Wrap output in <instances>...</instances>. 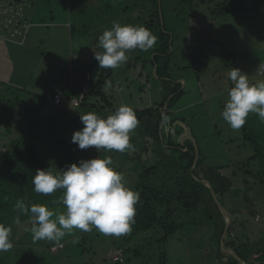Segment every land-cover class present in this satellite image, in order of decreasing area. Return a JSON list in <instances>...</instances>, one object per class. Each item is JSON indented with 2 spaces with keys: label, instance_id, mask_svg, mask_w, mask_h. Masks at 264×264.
<instances>
[{
  "label": "rangeland",
  "instance_id": "374dc122",
  "mask_svg": "<svg viewBox=\"0 0 264 264\" xmlns=\"http://www.w3.org/2000/svg\"><path fill=\"white\" fill-rule=\"evenodd\" d=\"M49 1L42 0L41 3L48 5ZM76 1L79 2L78 5ZM93 1L98 5L94 7V11L88 8V3L91 4ZM152 1L154 0H70V8L82 6V10L77 14V23L72 29L75 38L72 48L79 50V55L73 58L72 65L76 76L73 80L80 81L77 71L85 61L94 58L91 57V53L94 55L102 51L97 46L99 36L104 30L110 29L113 22L146 27L150 19L148 14L152 9ZM155 1L158 6L160 2L162 4L158 10L161 23L174 36L173 48H169L172 55L167 64L166 77L163 79L155 75V64L154 66L152 64V67L147 64L142 68L140 63L134 62L139 55V49L132 50L128 53V61L114 69L113 84L104 88L107 102L115 109L121 105L139 110L150 109L151 112L157 109L162 112L164 118V110L172 95L164 101L162 109L159 108L160 104L167 93L175 88L174 85L180 83L184 94L176 100L173 107L175 111L177 110L176 114L174 113L177 119L171 128L172 141L176 140L177 144H181L185 139L196 140L198 147L206 156L203 168L223 167L219 172L225 175L228 187L232 191L224 193L221 202L223 205L218 203L216 205L224 208L226 212L231 208L238 210L234 216L237 220L233 232L235 238L249 243L264 239V189L257 186L264 177V123L253 113L249 114L243 129H233L222 117L232 86L228 72L233 64H236L234 68L249 76L250 83L264 80V0H234L227 7H240L239 10L233 14L223 12L216 14L219 19H223L219 22L224 25L225 31L229 29L224 49L220 46L221 40L218 39L221 38L220 34L211 32V23L202 19L201 13L208 11L209 8L214 9L212 5H203L200 3L201 0ZM104 2L108 3L107 6L111 9L108 14H105L102 8L99 10L100 6L106 5ZM250 17H254L256 22L249 23ZM148 29H155L152 33L157 36L159 27L156 19ZM58 33L59 37L66 40V30ZM241 39H249L247 43L251 48L254 47L256 60H262V63H254L253 58L251 62H240L242 57L235 49V44H240ZM66 43L68 49L69 39ZM225 53L226 57L230 56L229 59L225 57ZM153 54L149 55L150 58ZM66 56L63 60L65 66L63 78L52 76L53 71L51 77L50 73L44 74L42 69L34 77L42 81L40 89L46 92L43 96L26 93L25 90L30 91V88L23 86V79L10 77L3 79L4 83L10 81L13 86L17 84L18 86L7 88V85L0 84V150L5 151L4 146L9 145V141L18 135L17 131L32 128L30 135L32 140L26 144L34 146L46 168L52 166L54 169L56 167L57 170H64L67 165L78 164L81 160H90L99 155L111 156L113 167L123 173L127 186L135 190V176L142 170L143 164L155 165L161 161V156L168 152L170 153L167 159H174L176 157L174 150L166 152L160 143H155L149 137L151 130L147 129L148 124H144L147 128L142 129V135L139 125L133 130L130 134L133 147L123 153L104 150L99 153L94 147L82 151L76 144L71 143L73 133L83 127L80 115L96 112L106 118L113 111L109 109L110 107L106 109L107 105L104 102L91 95L86 96L83 104L77 109L67 102L61 105L53 104L51 92L57 87L52 85L46 87L43 84L45 81L50 83L53 80L59 86L62 80L63 87L60 90L69 87L72 79L69 80L68 77ZM157 63L162 66L161 60ZM94 67H99L98 62L94 63ZM124 75L126 79L123 78ZM171 117L174 118L173 113ZM33 122L35 124L31 125ZM163 131L166 135L165 128ZM177 131L182 132L180 137L174 134ZM250 131L254 132V135H250ZM145 141H149L148 151L143 150L146 146ZM152 148L156 150L155 154L152 153ZM254 156L257 159L252 160ZM248 159L252 161L247 162ZM246 163L247 166H243ZM199 173L207 175V172ZM58 192L60 198L62 190ZM245 192H247L245 197L250 198L249 203H243ZM59 198L56 199L55 206L50 208L63 212L65 208L58 203ZM25 216L28 218L26 223L19 222V227L15 226L13 218L8 217L5 220L8 223L6 226L12 227L11 238L14 239L15 245L13 244L14 247L10 251L0 253V264H14L17 256L12 253L13 251L22 257L27 251H40L39 248L42 249L41 255L44 256L42 264H114L111 257L120 247L125 250V262L122 264H219L221 256L219 250L223 251L221 244L223 232L220 229H212L205 217L195 213L181 216L183 226L162 242L160 238L163 232L159 226L145 230L144 233L143 230L131 226L130 232L119 236L105 235L95 228L89 232L77 229L59 242L34 240L31 234L30 215ZM14 217L16 218V213ZM48 245H55L51 249L52 252L46 247Z\"/></svg>",
  "mask_w": 264,
  "mask_h": 264
},
{
  "label": "trees",
  "instance_id": "16d2710c",
  "mask_svg": "<svg viewBox=\"0 0 264 264\" xmlns=\"http://www.w3.org/2000/svg\"><path fill=\"white\" fill-rule=\"evenodd\" d=\"M233 1L234 0H201L200 3L203 5L209 4L214 8L212 10L209 8L208 11H203L201 13L203 16L202 19L209 18L214 20L215 17L217 18L218 13L232 12L235 7L227 6L228 4L233 3ZM161 7V2L160 6H158L155 0L152 1V9L149 10L150 13L148 14L150 17L149 23L146 24V27L150 28L154 20H157L159 27V32L157 33L158 42L147 52L139 50V55L134 62L137 64L140 63L142 68L146 67L147 64L151 67L152 64L153 66L155 64V75L165 79L164 77H166L169 57L172 55V50L170 51L169 48H173L174 36L173 33H169L168 30H166L164 24L161 23V19H159L158 10ZM191 18L192 20L194 19L193 15ZM153 30L151 31L153 32ZM170 39L172 40L171 42ZM169 51L170 53L168 54ZM152 53L154 54L150 58L149 55ZM158 60H161L162 66L158 65ZM235 65L236 64H233L232 68L236 67ZM113 71L114 69H102L97 77L88 81L90 91L87 96H95L100 102H104L107 105L106 108L110 107L111 111L114 112L119 107L117 106L116 109L112 108L113 106L107 102L108 98L105 96L104 92L106 81L110 82L111 85L114 82L112 81ZM74 81V93H71L70 90L64 92L62 94L63 100L65 98L68 100L70 95H78L82 85L85 84V80L81 81L80 79V81ZM180 86V83L175 84L173 90L168 93L165 92L167 93V96L164 98L159 108L162 109L167 97L170 95L172 96L164 110V118H162V112H159L157 109L152 112L150 109H133L139 120L138 125L141 128V135L142 129L147 128L144 124H148L149 127L147 129L151 130L149 137L154 140L155 143H160L161 147L164 148L166 152L174 150L176 155L174 159L169 160L167 159V156L170 152H168L167 154L165 153L162 155L160 159L161 161L155 163V165L148 166L143 164L142 170L138 171L135 176L136 184L134 191L140 193V199L135 206V222L132 226H134L135 229L143 230L142 233H144L145 230H152L159 226L163 232L160 242L167 239L176 232L178 228L182 227L183 217L190 213L205 217L209 223L208 225L212 227V229H220V231L223 232L226 226L225 213L223 212L225 209L223 208V210H221L216 204H222L221 202L223 201L224 193L227 194L232 191L231 188L228 187L225 175H221L222 172H219L220 168L223 169L222 166H218L216 169L214 167L208 169L203 168V164L206 162V156L198 147L196 140L185 139L181 144H177L178 141L176 140V142L172 141L173 139L171 136L173 133L171 132V128L174 120L177 119V116H174V118L171 117V110L173 109L176 100L181 98L184 94ZM84 101L85 99L83 102ZM153 115L155 116L152 118ZM33 124H35V122L31 125ZM11 127L15 129L13 126ZM164 128L166 130V135L163 133ZM31 129L32 128H29L27 131L16 130L17 133L19 132L18 135L9 141V145L4 146L5 151H2V149L0 150V223L5 225L8 224L5 222L8 217L13 218L15 226L18 227L20 225L15 222L17 217H19L20 223H26L28 219H26L25 214H22L15 209L14 206L17 200H23L28 206L32 204H47L49 207H54L56 199L59 198V190L48 196L38 194L34 191L32 179L36 171L38 169L43 170L47 168L38 157L34 146L26 144L30 143L32 140L30 139L32 132ZM241 129H243V126ZM174 134L176 137H180L182 132L177 131L174 132ZM250 135H254V132L250 131ZM52 141L55 142L54 140ZM145 144L146 146L143 150L148 151L147 146H149V141H145ZM253 145L255 146V144ZM77 146L78 145H76V147ZM152 153L155 154L156 150H153ZM254 159H257V157L254 156L252 160ZM252 160L248 159L247 162ZM247 164L248 163L243 164V166L246 167ZM201 171L207 172V175L199 173ZM199 179L207 181L210 188L204 181H199ZM245 183L247 182L245 181ZM257 186L263 187L264 189V177L262 181L260 180ZM211 189L214 192V197L211 193ZM246 194L247 192L244 193L243 203L248 202L250 199L245 197ZM231 209L228 212L225 211L230 216L231 221L225 234V238H223L222 246L224 248H231L238 258L242 260L243 264H264V239L261 238L252 243H249L248 241H239L237 237L236 239L233 232L237 220L234 216L238 210ZM15 213L16 218L14 217ZM197 218L199 219L200 217ZM220 235L221 234H219V238ZM11 240L13 242L14 239L11 238ZM13 244L15 245L14 242ZM46 247L52 252L51 249L55 247V245H48ZM61 248L62 246L59 249ZM119 249L122 250L123 253V262L114 264H122L125 262V250L120 247L117 248L116 251ZM39 250L40 251L37 252H35V250L30 252L27 251L22 257H19L17 252L13 251L12 253L17 256V260L13 263L30 264L29 262H33V264H42L41 261H43L42 258L44 256L41 255L43 253L41 252L42 249L39 248ZM219 252V255H221L219 257V264H223V262L224 264H238L237 259L231 254L224 250H219Z\"/></svg>",
  "mask_w": 264,
  "mask_h": 264
},
{
  "label": "clouds",
  "instance_id": "9594fccd",
  "mask_svg": "<svg viewBox=\"0 0 264 264\" xmlns=\"http://www.w3.org/2000/svg\"><path fill=\"white\" fill-rule=\"evenodd\" d=\"M157 39L145 26L113 22L99 36L97 46L102 51L94 53V58L101 69H116L128 61L129 52L136 49L147 52ZM228 77L232 86L222 111L223 119L233 129L244 126L253 113L264 123V80L250 83L249 76L238 68H231ZM106 85L110 82L106 81ZM80 121L83 127L73 133L71 143L80 150L94 147L99 153L131 150L130 134L139 124L136 113L127 105H121L106 118L88 112L80 115ZM32 183L34 191L44 196L62 190L58 203L65 208L60 212L47 204L28 206L17 200L15 209L30 215L34 240L59 242L73 230L89 232L93 228L105 235L119 236L130 232L135 222L140 193L127 186L123 173L113 167L111 156L81 160L64 170L52 166L38 169ZM15 222H20L19 217ZM11 236V225L0 223V253L14 247Z\"/></svg>",
  "mask_w": 264,
  "mask_h": 264
},
{
  "label": "crops",
  "instance_id": "0c3cea01",
  "mask_svg": "<svg viewBox=\"0 0 264 264\" xmlns=\"http://www.w3.org/2000/svg\"><path fill=\"white\" fill-rule=\"evenodd\" d=\"M41 1L42 0H0V84L7 85V88H10V86L16 88L18 86L17 83L14 82L17 85L13 86L10 84V81L9 83L2 82L4 81L3 79L6 77L23 79V86L30 88V91L25 90V92L35 96H43L46 92L40 89L42 81L36 80L34 77L42 69L44 74L47 72L50 73L49 75L51 76V71H53L52 76L56 78L59 77V79L63 78L65 69L63 60L64 56L67 54H69L66 56L68 61L67 72L69 73V80L72 79V83L69 84V87L71 85L74 86L75 81L73 78L76 76L74 75V66L72 63L74 62L73 58L79 55V50H73L72 48L73 41L75 40L72 35V29L77 23V14L82 10V6L70 8V0H50L48 5H43ZM76 3L78 5L79 2L76 1ZM107 4L103 5V7H99V10L102 8L105 14H108V11L111 10L108 8ZM96 6L98 5H95V1L91 4L88 3V8L92 11H94L93 9ZM237 9L238 8L235 7L232 12L224 14H233ZM247 11L250 10L247 9ZM72 17L73 20L71 21ZM205 20L211 23V32L213 31L214 34H220L221 38L218 39L221 40L222 45L220 46L224 49L229 29L226 32L224 25L219 22V20L223 19L215 17L214 20L209 18ZM248 22L255 23L256 21L254 17H250ZM62 30L63 32L65 30L67 32L65 38L66 40L69 39L68 49L66 40L58 36V32ZM260 30L262 29L260 28ZM247 42L249 43V39H241L240 44H235V49L241 54V61L251 62L253 58L254 63H262V60H256L254 47L251 48ZM94 55L91 53V57ZM229 57L226 58L229 59ZM71 60L72 62L70 63ZM95 62H98L95 58L89 59V61H85V64L77 71V76L81 81L85 80L84 83L97 77L101 72L102 69L100 67H94ZM232 67L233 65L231 68ZM123 78L126 79V75H124ZM123 78L121 77V79ZM43 85L46 87H51V85L57 87L51 92L52 95L55 93H61L62 95L64 92L69 91L68 86H66L65 89L63 88L64 90H60L61 87H63L62 80L59 86H57L53 80L50 83L49 81H45ZM65 102L69 103L65 98L61 104ZM176 111L174 109L172 110L173 116H176Z\"/></svg>",
  "mask_w": 264,
  "mask_h": 264
},
{
  "label": "built area",
  "instance_id": "2783aa9c",
  "mask_svg": "<svg viewBox=\"0 0 264 264\" xmlns=\"http://www.w3.org/2000/svg\"><path fill=\"white\" fill-rule=\"evenodd\" d=\"M69 90L71 93H74V87L73 85H71L69 87ZM90 91V87L88 85V83H85L82 85L78 95H70L68 98V102L71 104V106L74 109H77L80 107V105L82 104L83 100L85 99V97L88 95ZM52 100H53V104L54 105H61V102L63 101V97L61 95V93H55L52 96ZM87 150H83V151H88ZM112 262L114 263H121L123 262V253L122 250H117L114 255L112 256Z\"/></svg>",
  "mask_w": 264,
  "mask_h": 264
},
{
  "label": "water",
  "instance_id": "95a60500",
  "mask_svg": "<svg viewBox=\"0 0 264 264\" xmlns=\"http://www.w3.org/2000/svg\"><path fill=\"white\" fill-rule=\"evenodd\" d=\"M170 98H171V97H170ZM202 181H204V182L206 183V185L210 188V185L208 184L207 181H205V180H203V179H202ZM211 193H212V195H213V197H214V192H213L212 189H211ZM219 206H220V205H219ZM220 209L223 210L221 206H220ZM223 212L225 213L226 226H225V229H224V231H223L221 244H223V238L225 237V234H226V232H227V230H228V228H229L230 221H231L230 216H229L224 210H223ZM222 248H223V250H224L225 252H227V253L231 254L233 257H235V258L237 259V261H238V264H243L242 260H241L240 258H238V256L236 255V253H235L231 248H224L223 246H222Z\"/></svg>",
  "mask_w": 264,
  "mask_h": 264
}]
</instances>
